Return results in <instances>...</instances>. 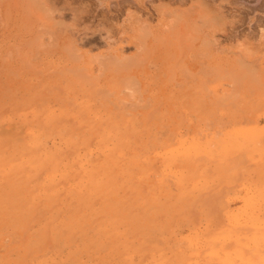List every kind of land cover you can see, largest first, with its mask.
Masks as SVG:
<instances>
[{"label":"rangeland","instance_id":"obj_1","mask_svg":"<svg viewBox=\"0 0 264 264\" xmlns=\"http://www.w3.org/2000/svg\"><path fill=\"white\" fill-rule=\"evenodd\" d=\"M39 1L78 51L0 33V264H264V0Z\"/></svg>","mask_w":264,"mask_h":264},{"label":"bare ground","instance_id":"obj_2","mask_svg":"<svg viewBox=\"0 0 264 264\" xmlns=\"http://www.w3.org/2000/svg\"><path fill=\"white\" fill-rule=\"evenodd\" d=\"M21 1V0H19ZM26 1H28L26 3ZM22 0L21 3V7H19L20 5L17 4L16 0H0V33L3 37V39H6L7 42H26L25 46L27 45L28 48H30L29 46L33 47V45L37 46V48L39 47H48L46 45H49L51 44L50 42H52L54 45H56L57 49H64V50H67L70 48V51L67 50L68 54L71 52V56H77V48L75 45H73L72 43H68V44H65V46H63V37L62 35L65 34L64 31H63V28L64 25L61 26L58 24V21H57V24H55L54 22L51 23V19L52 16L51 14H49V8H48V5L47 3H43V2H38V6L41 9L38 8V6H36L37 9H39L38 11L41 10L42 13H35V10L33 11L32 7L36 4L30 2V1H37V0ZM46 1V0H45ZM33 4V6L30 4V3ZM48 2V1H47ZM51 2V1H50ZM26 3V4H25ZM32 6V7H31ZM50 7V5H49ZM53 8V6H52ZM55 8V7H54ZM53 8V9H54ZM35 9V7H34ZM19 11H21V13H18ZM46 12V13H45ZM16 13H18V17H19V21H14L15 17H16ZM37 14V15H36ZM58 20V19H57ZM55 21V20H54ZM15 22L19 23L17 25H15ZM59 23H61L59 21ZM57 26H60L57 30V28L55 27V25ZM62 28V29H61ZM167 29L169 30V28L167 27ZM63 32H62V31ZM149 31V30H147ZM165 31V30H163ZM61 32L63 33L61 35ZM168 32V31H167ZM47 33L48 34V39L50 40V42H46V38L44 37V34ZM141 33V30L139 32V35ZM148 33H151V32H148ZM147 33V34H148ZM162 34V33H161ZM29 35L28 38L25 39V37H27ZM32 35V36H31ZM138 35V36H139ZM143 35H146V34H143ZM151 35V34H149ZM166 35V34H165ZM182 35V34H181ZM186 36L183 35V37ZM140 37V36H139ZM146 37V36H145ZM157 37V36H156ZM144 38V37H142ZM147 38V37H146ZM186 38V37H185ZM182 39V38H181ZM188 39V38H187ZM48 40V41H49ZM67 41V39H66ZM147 41V40H146ZM71 42V41H70ZM145 41H143V44L145 45L144 43ZM47 43V44H46ZM140 43V42H139ZM157 43V42H156ZM46 44V45H45ZM68 45H70L68 47ZM142 45V44H141ZM143 45V46H144ZM22 46V45H21ZM145 47V46H144ZM139 48V46H138ZM143 48V47H142ZM159 48V47H158ZM15 49V48H14ZM144 50H147V52H150V51H154L153 49H151L150 51L148 50L147 46H146V49L143 48ZM157 49V48H156ZM37 50V49H36ZM72 50V51H71ZM143 51V50H142ZM66 52V51H65ZM139 52V51H138ZM15 53V52H14ZM30 53V52H29ZM37 53V51H36ZM144 53H146V51H144ZM152 53V52H150ZM139 54V53H138ZM70 55V54H69ZM145 56L143 55H140V59L137 60L138 62L136 64L132 63V65H136L134 68L132 67L131 65V69L130 71V76L129 77V85L132 86V88H140L142 85H141V81L140 79L138 78L139 77V72L142 71V72H146L147 71V56L149 55V53L147 54H144ZM9 56V55H8ZM35 56V55H34ZM70 56V58H72ZM103 56V55H102ZM26 57V56H24ZM36 57V56H35ZM105 57V56H104ZM113 57V56H112ZM136 57V56H135ZM138 57V56H137ZM146 57V58H145ZM37 58V57H36ZM39 58V57H38ZM73 58H76V57H73ZM103 58V57H102ZM106 58V57H105ZM117 58V57H116ZM143 58V59H142ZM33 60V58H32ZM73 61H76L75 59H72ZM97 60V59H96ZM99 61H100V58H99ZM116 61V60H115ZM118 61V60H117ZM146 61V62H145ZM98 62V61H97ZM119 62V61H118ZM128 62V61H127ZM26 63V61H25ZM78 63V62H77ZM121 63V62H120ZM119 63V65H120ZM139 63V64H138ZM30 64V63H28ZM107 64V63H106ZM115 65H117L116 63H114ZM184 64V63H183ZM78 65V64H77ZM104 65V64H103ZM26 66V65H25ZM126 66V65H125ZM129 66V65H128ZM33 67V66H32ZM117 67V66H116ZM186 67V66H185ZM104 68V67H103ZM102 68V69H103ZM36 69V68H35ZM38 69V68H37ZM49 69V68H48ZM33 70V69H32ZM74 70V69H73ZM101 70V69H100ZM123 70H124V67H123ZM3 71V70H1ZM83 71V70H82ZM116 71V70H115ZM4 72V71H3ZM86 74V73H85ZM82 76V75H81ZM128 77V76H126ZM125 79V78H124ZM85 80V79H84ZM124 82L126 83V81L124 80ZM131 89V88H130ZM137 91V90H136Z\"/></svg>","mask_w":264,"mask_h":264}]
</instances>
